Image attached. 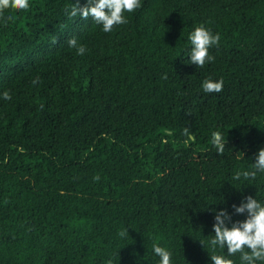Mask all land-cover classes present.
<instances>
[{
    "label": "trees",
    "instance_id": "1",
    "mask_svg": "<svg viewBox=\"0 0 264 264\" xmlns=\"http://www.w3.org/2000/svg\"><path fill=\"white\" fill-rule=\"evenodd\" d=\"M75 3L0 10V264H210L212 210L264 200V173L236 178L264 147V0H140L111 32Z\"/></svg>",
    "mask_w": 264,
    "mask_h": 264
},
{
    "label": "clouds",
    "instance_id": "2",
    "mask_svg": "<svg viewBox=\"0 0 264 264\" xmlns=\"http://www.w3.org/2000/svg\"><path fill=\"white\" fill-rule=\"evenodd\" d=\"M9 6L16 9L29 8V0H0V10ZM140 6V0H85L83 5L73 4L70 9V16L87 19L91 17L102 31L111 32L114 25L127 23L124 13H131ZM190 47L188 49V64L203 67L206 62H211L213 57L209 54V48L220 41V35L214 34L211 29L204 25L194 27L188 34ZM69 46L76 47L78 55H83L85 46H77L75 38L68 41ZM166 78V77H165ZM35 83V81H33ZM223 87V80L205 78L201 81V88L206 93L220 92ZM3 99H10L7 92L2 94ZM188 135V130H184ZM211 142L218 152L224 151L226 136L221 131L211 133ZM264 173V147L258 148L254 155V162L251 168L238 171L236 178L241 175L248 178H255L257 173ZM99 179V177H94ZM233 212L227 208L212 210L214 222L211 225L214 235L208 240L207 246L212 254L208 257L210 264H234L231 259L224 255L216 254L217 249L226 250L230 255L240 253V264H257L264 261V200H259L252 195L243 197L239 203L231 205ZM242 214L243 219L233 220V215ZM153 252L158 257L157 264H173L172 253L159 245H153ZM105 264H113L108 259Z\"/></svg>",
    "mask_w": 264,
    "mask_h": 264
}]
</instances>
